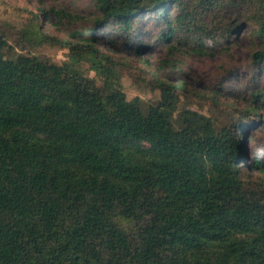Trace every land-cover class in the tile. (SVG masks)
<instances>
[{
    "label": "trees",
    "instance_id": "1",
    "mask_svg": "<svg viewBox=\"0 0 264 264\" xmlns=\"http://www.w3.org/2000/svg\"><path fill=\"white\" fill-rule=\"evenodd\" d=\"M89 3L93 25L71 40L44 33L38 15L14 30L0 22V264H264V176L249 177L264 162L244 161L264 93L250 89V106L230 104L224 121L187 107L180 84L127 100L95 39L113 25L141 38L139 58L145 40L198 56L245 41L261 73L264 0ZM42 45L67 60L29 53Z\"/></svg>",
    "mask_w": 264,
    "mask_h": 264
},
{
    "label": "rangeland",
    "instance_id": "2",
    "mask_svg": "<svg viewBox=\"0 0 264 264\" xmlns=\"http://www.w3.org/2000/svg\"><path fill=\"white\" fill-rule=\"evenodd\" d=\"M50 10H63L78 19L67 22L49 14V20H43L42 12L49 13ZM90 10L89 0H0V22L10 24L14 30L38 15V24L44 33L60 39H70L73 32H82L93 25V21L88 18ZM113 28V25L102 28L95 39L98 41V48L116 64L127 100L138 97L145 104L155 102L159 82L180 84L185 88L180 98L187 107L205 116L217 115L224 121L227 118L224 115L227 110L224 109L230 104L235 111H242L250 106L253 101L249 95L250 89L264 93V70L258 73L257 67L252 64L248 42L241 41L229 52L208 51L207 54L211 55L198 56L185 49H170L168 44L145 40L143 42L150 47L139 58L134 54V48L141 38H133L131 42H127L111 33ZM146 29L149 32L153 30L149 23L144 27ZM19 51L17 48V52ZM26 52L27 48L24 53ZM29 53L60 64L67 60L68 51L42 45L31 49ZM82 68L89 77L100 83L95 74L89 71V65L83 64ZM227 91L231 94H227ZM212 92L216 93L217 105L210 100ZM259 113L262 123L248 129L244 136L246 164L255 158L264 162V103L259 106ZM263 176L257 171L249 172L252 180L259 181Z\"/></svg>",
    "mask_w": 264,
    "mask_h": 264
}]
</instances>
